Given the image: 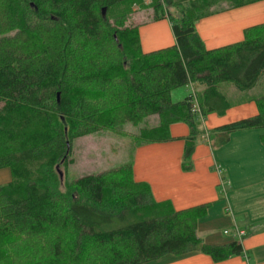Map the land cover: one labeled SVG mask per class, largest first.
<instances>
[{
  "label": "trees",
  "instance_id": "1",
  "mask_svg": "<svg viewBox=\"0 0 264 264\" xmlns=\"http://www.w3.org/2000/svg\"><path fill=\"white\" fill-rule=\"evenodd\" d=\"M140 1L0 0V169L11 175L0 185V261L27 256L28 241L38 256L18 264H145L191 252L220 262L243 253L237 241L205 244L196 228L208 206L175 211L155 202L131 164L61 182L73 140L153 116L158 123L139 130L137 146L168 142L169 126L186 123L190 169L201 119L233 106L222 84L245 93L264 75V24L214 50L195 31L200 19L263 0H151L147 10L169 21L175 44L147 54L118 8ZM223 3L229 7H215ZM188 85L200 87L199 114L193 95L171 99ZM252 100L258 115L219 128L221 143L234 132L264 130V92Z\"/></svg>",
  "mask_w": 264,
  "mask_h": 264
},
{
  "label": "crops",
  "instance_id": "2",
  "mask_svg": "<svg viewBox=\"0 0 264 264\" xmlns=\"http://www.w3.org/2000/svg\"><path fill=\"white\" fill-rule=\"evenodd\" d=\"M260 24H264V0L225 9L200 19L195 24V31L205 49L214 50L241 42L245 29ZM135 26L142 52L158 51L175 44L171 25L165 18L140 22ZM188 86L190 90H187L180 101L200 90L197 85ZM255 113L254 103L242 102L233 104L224 115L210 113L201 119L190 169H184L189 164L183 159L185 139L190 135V128L186 123L179 122L169 126L171 140L168 142L135 148L131 161L133 179L149 186L155 202L170 203L175 211L207 205L206 215L197 223V237L205 244L217 246L237 241L243 248L240 256L220 262H214L210 256L201 252H191L181 256L168 254L145 264H264V213L249 215L242 204L262 198L264 192L259 189L257 197L255 193L253 198L244 191L241 192L243 195H238L239 189L232 182V174L229 172L232 167L228 164L230 156L238 151L236 146H232L234 140L259 142L264 151L261 140L264 130L231 133L224 144L221 143L224 134L218 131L229 123L251 117ZM212 140L214 144L218 143L217 147L212 146ZM250 156L246 159L249 160ZM242 186L241 189H245L248 185ZM235 212L243 214V217L237 218ZM256 217L257 219H252ZM227 228L230 229L231 237H228Z\"/></svg>",
  "mask_w": 264,
  "mask_h": 264
},
{
  "label": "rangeland",
  "instance_id": "3",
  "mask_svg": "<svg viewBox=\"0 0 264 264\" xmlns=\"http://www.w3.org/2000/svg\"><path fill=\"white\" fill-rule=\"evenodd\" d=\"M150 3L151 0H141L138 4L129 6V8H126V5L119 6L118 8H122L124 12H127L125 26L132 27L140 22L147 23L149 21H153L152 13L147 10V6H150ZM215 7L224 9L229 6L227 3H223ZM118 13L120 14L119 10ZM174 13L175 11L173 14ZM110 23H113L112 19ZM143 53L147 54L145 52ZM223 85L225 84H222L221 91L225 92L233 104L242 102L254 103L256 113L248 118L258 115V109L252 99L260 96L264 92V75L259 79V84L254 90L245 93L238 92L232 85H225L224 87ZM187 90H190L189 86L180 87L174 90L172 93V101H180L181 98L186 95ZM246 97L249 98L245 99ZM157 123V116H153L137 125L125 123L118 127L116 131H101L96 134L87 135L73 140L71 153L68 157L69 161L72 163H70L66 168L63 166L59 168L62 174L61 182L65 180L64 182L70 183L85 175L99 174L110 169L130 165L135 148L139 144L136 142L137 139H135V136L139 134V130L141 128L152 127ZM233 142L232 146H236L238 151H234V156L231 155L228 162V164H231L230 167H232L229 171L232 174L231 180L237 184V188L239 189L238 195L244 191L247 195H250L251 198L254 197L253 195L255 193V197H257L259 189H262L264 192V151L262 150L259 142L253 143L252 140H247L245 142L234 140ZM217 144L216 142L214 144V140H212L213 147H217ZM249 155L251 156L249 157V160H247L246 157ZM10 180V171L8 169H2L0 171V185H5ZM242 185L248 186L245 189L242 188V190ZM232 188L233 190L235 189L234 186ZM242 204L244 205V208H246V212L249 215L255 213L260 215L264 213V193L262 194V198H256V200L246 203L242 202ZM235 216L241 219L243 214L235 212ZM252 219L255 220L257 217ZM226 230L229 231L228 237H231L230 229L227 228ZM25 244H27V246L23 247L25 249L23 253H27V256H22L21 260L18 259L17 262H12V260L7 261L6 259L3 261L1 260L0 262L4 264H18L25 259L38 256V254L33 253L34 250L38 248L35 242L28 241Z\"/></svg>",
  "mask_w": 264,
  "mask_h": 264
},
{
  "label": "built area",
  "instance_id": "4",
  "mask_svg": "<svg viewBox=\"0 0 264 264\" xmlns=\"http://www.w3.org/2000/svg\"><path fill=\"white\" fill-rule=\"evenodd\" d=\"M193 102H194V106H193V109H192V112L193 113H198L199 114V109H198V106L196 104V99H195V93L193 92Z\"/></svg>",
  "mask_w": 264,
  "mask_h": 264
},
{
  "label": "water",
  "instance_id": "5",
  "mask_svg": "<svg viewBox=\"0 0 264 264\" xmlns=\"http://www.w3.org/2000/svg\"><path fill=\"white\" fill-rule=\"evenodd\" d=\"M105 11H106L105 8L101 9L102 16H105ZM59 174H60V178H61L62 174L61 173H59Z\"/></svg>",
  "mask_w": 264,
  "mask_h": 264
}]
</instances>
